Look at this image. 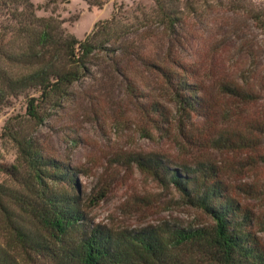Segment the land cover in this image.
<instances>
[{"label":"rangeland","instance_id":"1","mask_svg":"<svg viewBox=\"0 0 264 264\" xmlns=\"http://www.w3.org/2000/svg\"><path fill=\"white\" fill-rule=\"evenodd\" d=\"M173 1H179L181 11L190 17L182 49L173 46L176 41L161 25L154 0H106L103 8H91L83 0H32L39 17L52 19L79 40L91 34L99 21L116 14L115 24L127 33L124 43L132 46L134 54L124 55V46L118 44L113 47L118 52L102 55L92 75L74 85L69 100L51 110L36 137L49 154L80 169L77 179L84 198H91L89 216L94 225L137 229L164 222L186 225L204 218L181 201L175 186L165 187L137 167L138 155L157 154L178 164L218 165L232 194L254 211L262 227L264 33L244 12H228L217 0ZM255 3L261 6L264 0ZM5 13L0 8V50L11 35L12 22ZM234 30L239 34L233 36ZM172 46L171 53L192 66L200 76L190 78L201 82L206 91L208 110L205 116L194 117L193 124L179 111L163 78L140 61L142 56L166 63ZM6 49L11 50L9 45ZM128 79L136 82L145 99L132 92ZM225 83L239 84L255 98L243 101L230 96L223 91ZM147 101L160 103L167 120L158 112L147 115L140 106ZM25 102L24 97L13 99L10 107L0 111V165L17 163V149L4 132L8 123L24 120ZM153 118L163 129L156 127ZM225 139L235 141L239 149L231 143H226L231 148L218 144ZM0 185L15 188L1 171ZM4 203L13 206V201ZM6 232L0 212V233ZM258 236L264 242V231Z\"/></svg>","mask_w":264,"mask_h":264},{"label":"trees","instance_id":"2","mask_svg":"<svg viewBox=\"0 0 264 264\" xmlns=\"http://www.w3.org/2000/svg\"><path fill=\"white\" fill-rule=\"evenodd\" d=\"M83 1L91 8H103L106 3ZM154 1L161 25L176 41L173 46L182 49L190 17L181 11L179 1ZM217 3L228 12H244L264 33V5L255 0ZM0 8L12 22L9 41L0 50V111L10 107L13 99L26 101L24 120L8 123L4 132L17 149V163L0 165L15 187L0 185V212L7 229V234L0 233V264H264V242L258 236L264 226L232 194L222 169L211 162L178 164L157 154L135 158L142 172L165 187L175 186L181 201L203 214L200 221L137 229L94 225L89 216L91 198H84L77 179L80 169L49 154L36 133L51 110L69 100L74 85L92 75L102 55L118 52L113 49L118 44L124 46V55H134L132 46L124 43L127 33L115 24L116 14L99 21L91 34L79 40L52 19L39 17L32 0H0ZM236 31L233 36L239 34ZM8 45L11 50L6 49ZM173 46L166 63L142 56L140 61L163 78L179 111L193 124L194 117H203L208 110L206 91L201 82L190 78L200 76L192 66L171 53ZM128 80L132 92L145 99L136 82ZM222 86L243 101L255 98L239 84ZM140 106L147 115L158 112L167 120L160 103L147 101ZM152 121L163 129L158 119ZM226 143L239 149L230 139L218 144L231 148ZM6 200L13 201L12 208Z\"/></svg>","mask_w":264,"mask_h":264}]
</instances>
